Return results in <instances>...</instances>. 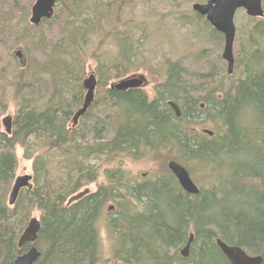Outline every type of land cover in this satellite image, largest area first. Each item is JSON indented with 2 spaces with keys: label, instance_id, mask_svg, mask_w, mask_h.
Returning a JSON list of instances; mask_svg holds the SVG:
<instances>
[{
  "label": "trees",
  "instance_id": "16d2710c",
  "mask_svg": "<svg viewBox=\"0 0 264 264\" xmlns=\"http://www.w3.org/2000/svg\"><path fill=\"white\" fill-rule=\"evenodd\" d=\"M100 4L107 18L118 23L124 0H115L118 8L113 13L109 11L113 3L95 4L99 17ZM84 5L85 0H60L54 16L41 22L40 39L24 32L17 40L10 30L1 38L0 49L5 41L8 58L0 54V67L13 78L19 71L14 81L20 102L11 135L0 132V264H13L30 247L19 249L17 241L33 211L39 213L41 224L33 244L40 257L34 264H110L101 256L98 223L104 217L106 235L113 242L112 261L117 264H230L216 239L260 256L264 264V53L260 61L258 55L244 52L243 66L238 55L231 75L217 68L201 76L208 85L197 99L190 96L195 90L185 83L180 62L165 61L163 81L149 99L141 89L111 88L113 80L127 74L135 57L131 40L116 37L118 58L96 60L101 108L93 102L78 125L68 129L81 104L83 46L94 29L92 17L79 23ZM194 15L199 22L204 19ZM203 24L210 43L221 44L222 36L206 21ZM251 33L264 39V21ZM16 41L22 42L29 59L25 68L17 69L9 58V47ZM64 55L69 60L59 63ZM95 55L91 57L96 59ZM49 71L57 91L39 110L36 103L44 97L40 74ZM64 90L71 98L63 97ZM168 102L179 107V118ZM114 120L121 122L113 127ZM16 146L31 161L32 185L9 207L6 196L16 169ZM154 150L170 155L163 158L156 177L130 182L119 168L106 170L100 165L117 156L142 158ZM168 161L183 166L189 175V163L203 165L204 176L208 173L212 179L205 189L198 188L197 195H188L168 170ZM100 172L107 183L68 205L72 196L97 182ZM190 233L189 254L183 258L180 251Z\"/></svg>",
  "mask_w": 264,
  "mask_h": 264
},
{
  "label": "rangeland",
  "instance_id": "374dc122",
  "mask_svg": "<svg viewBox=\"0 0 264 264\" xmlns=\"http://www.w3.org/2000/svg\"><path fill=\"white\" fill-rule=\"evenodd\" d=\"M34 1L35 0H0V39L5 38L8 30L12 31L11 34H14L17 40L23 39L22 34L24 32L32 34V37L37 39L43 37L44 33L42 34L43 30L41 24L32 26L28 21L30 9ZM205 1L206 0H124L122 8L119 9V22L117 23V21L107 18V12L105 13V6H103V4H100L101 17H99L97 11L93 10L95 4H98V2L104 4L110 2L113 3V5L109 7V11L111 13L116 12L118 5L114 4L115 0H85L79 23L81 19H89L92 17L91 21L94 24V29L88 34L87 43L83 46L84 75L79 82V87L82 89L81 104L85 94V90H83L81 86L82 80L86 77L88 72L96 71L98 65L96 60L108 62L118 58L120 45L117 43L116 37L124 38L126 36L131 40V49L135 57L130 68L126 69L127 74L122 78L113 80V85L130 77H140L143 81L141 90L147 94L149 99H152L154 87L163 81V64L165 61H178L186 73L184 76L185 83L187 82V86L195 90L191 92L190 96L195 99L202 97L204 95L203 87L208 84V80L200 79L201 76L209 75L211 71L217 68L222 70L223 73L226 71V64L221 58L223 37L221 44L210 43L208 30L203 24L204 19H201L199 22L194 15L196 13L191 9L193 4H203ZM19 2L21 3L19 4ZM262 5L264 10V0H262ZM92 13L94 14L92 15ZM189 20L194 21L195 25H191L188 22ZM262 20L264 21V19ZM257 22L258 19H249L243 12L239 11L236 14L235 24L237 25V35L233 45L234 58L238 57V55L241 56V40L244 41L242 36H247V33L251 31ZM2 42L3 41H1V43ZM6 46L4 41V47L0 49V54H2L1 58L5 57L7 59L8 55H5V50L3 51V49H6ZM246 46H248V44ZM9 49L10 55L13 56L12 58L9 55L12 65L16 66L18 64L17 69H19V66L25 68L29 59L25 53L22 42H12ZM16 50L22 51L24 58L23 65L19 64L18 59L14 55ZM249 50H252V48ZM262 50L264 51V42ZM93 53L96 54V59L91 57ZM67 60L69 59L65 55L58 58L59 63H63ZM2 64L5 65L4 60H2ZM0 71V131L4 133L1 120L6 116H10L14 120L19 109V91H17L14 81L15 78H18L19 71L17 70L15 72V78L12 77L13 75L10 76L7 71H4L3 67H0ZM40 75L42 80V89L40 92L44 97L42 101L36 103V106L39 110H42L46 100H48L51 94H54V91L56 92L57 89L56 86L53 85L51 71ZM96 90L97 89H95L93 102L96 101V106L101 108L99 104H102V95H100L101 97L98 96ZM64 91L65 94L63 97L71 98V95H67V90ZM57 93L61 92L59 91ZM96 110L97 109H93L92 112L95 113ZM111 114L117 119L114 109ZM118 118H120V116H118ZM120 122L121 120H114L112 126L116 127ZM169 156V153L166 151L154 150L152 155L142 158L133 159L128 156H117L113 161L109 163L102 162L100 165L106 170H115L119 168L126 174L128 179L130 178V182H133L135 180L160 175L163 158ZM15 157L17 164L14 178L6 196L7 201L12 183L16 177L25 175L33 176L31 161L23 158V150L19 148V146L15 148ZM92 163H95V161H92ZM188 168L190 178L195 185L200 189H205L207 180L212 179L208 173L207 177L204 176L205 173L203 174V172L206 170L205 166L189 163ZM103 183H107L106 177L103 172H100L97 182L88 185L85 189H87L89 193L94 192L97 185ZM105 207H110V204H107ZM110 210L112 209L108 208V211ZM31 217L39 219V213L33 211L30 218ZM98 230L101 256L103 259L111 260V263H114V261H112L111 251L113 242L107 237L105 232V217L101 218L99 221Z\"/></svg>",
  "mask_w": 264,
  "mask_h": 264
},
{
  "label": "water",
  "instance_id": "95a60500",
  "mask_svg": "<svg viewBox=\"0 0 264 264\" xmlns=\"http://www.w3.org/2000/svg\"><path fill=\"white\" fill-rule=\"evenodd\" d=\"M59 0H35L30 9L29 24L32 26H38L43 19L50 20L54 14V7ZM192 11L201 17H204L209 25L218 33L223 36V49L221 53L222 60L226 63V72L230 75L233 71V42L235 37L234 15L237 10H244L246 16L251 18H263L264 11L262 8L261 0H207L203 4L195 3L191 7ZM15 57L18 59L19 64H24V58L21 50L14 52ZM143 85V81L140 77H130L121 82L112 85L111 88L116 91H125L128 89H140ZM81 86L85 90L83 101L75 113L73 114L70 124L75 127L81 117L88 111L90 105L94 100L95 89L97 86L96 75L93 71L86 74V77L82 80ZM167 105L171 108L176 118L181 116L180 109L173 102H168ZM1 124L5 129L7 135L11 134V117L6 116L1 120ZM202 133L212 136V132L208 130H202ZM168 170L175 177L179 187L183 192L188 195H197L199 189L191 180L188 171L175 161H168ZM32 177L29 175L16 177L12 183L11 190L8 195V206H13L17 200L19 192L23 189L31 188ZM89 191L84 189L83 191L72 196L67 204L74 203L87 195ZM109 209H112L110 207ZM40 220L31 217L27 221V224L20 234L17 247L20 249L24 245L29 244L30 247L26 252L18 255L13 264H34L40 257V253L33 245L38 237L40 231ZM193 239V234H189V239L186 245L181 249L180 255L186 258L189 254L190 244ZM215 244L220 250L222 255L227 259L230 264H262V258L260 256H250L243 250L236 246H228L221 240L216 239ZM116 264V263H112Z\"/></svg>",
  "mask_w": 264,
  "mask_h": 264
},
{
  "label": "flooded vegetation",
  "instance_id": "af4514ba",
  "mask_svg": "<svg viewBox=\"0 0 264 264\" xmlns=\"http://www.w3.org/2000/svg\"><path fill=\"white\" fill-rule=\"evenodd\" d=\"M57 6V5H56ZM54 10H56V7H55V9ZM243 12L244 14H245V12L243 11V10H237L236 12H235V16H234V26H235V38H234V42H233V45H234V43H235V40H236V35H237V25L235 24V17H236V14L238 13V12ZM55 14V13H54ZM246 15V14H245ZM248 17V16H247ZM249 19H256V18H250V17H248ZM263 23V20L262 19H258V22H257V24H262ZM252 30V29H251ZM243 37V39H244V41L243 40H241L242 42H241V56L243 57V59H241V66H243L242 65V62H244L245 63V60H244V52H248V51H251L250 52V54H256V55H258V57L260 58V61L262 60V58H263V53H264V51L262 50V46H263V42H264V39H263V37H262V35L261 34H253V33H251V31H249L248 33H247V36H242ZM0 42H1V39H0ZM248 44V46H246ZM249 47V48H248ZM252 48V50H249V49H251ZM247 49V50H246ZM246 56V55H245ZM243 60V61H242ZM243 69V68H242ZM228 84L230 85V84H232V83H230V81L228 82ZM128 90H133V89H128ZM125 91H127V90H125ZM81 100H82V98H81ZM73 116V115H72ZM13 123H14V120L11 118V127H13ZM78 125V124H77ZM76 125V126H77ZM75 126V127H76ZM67 128L69 129H73L74 127L70 124V122L67 124ZM1 132V131H0ZM1 133H3V132H1ZM4 134H6L5 132H4ZM7 135V134H6ZM9 136V135H8Z\"/></svg>",
  "mask_w": 264,
  "mask_h": 264
},
{
  "label": "bare ground",
  "instance_id": "6f19581e",
  "mask_svg": "<svg viewBox=\"0 0 264 264\" xmlns=\"http://www.w3.org/2000/svg\"><path fill=\"white\" fill-rule=\"evenodd\" d=\"M239 64V63H238ZM214 84V83H213ZM233 84V83H232ZM208 85V84H207ZM231 86V85H230ZM216 87V86H215ZM221 88V86H219ZM229 88V87H228ZM226 91V90H225Z\"/></svg>",
  "mask_w": 264,
  "mask_h": 264
}]
</instances>
